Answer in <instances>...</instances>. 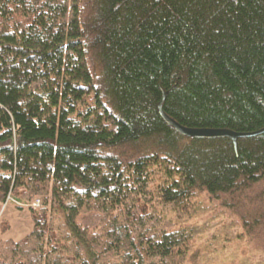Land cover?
Returning a JSON list of instances; mask_svg holds the SVG:
<instances>
[{
  "label": "trees",
  "instance_id": "trees-1",
  "mask_svg": "<svg viewBox=\"0 0 264 264\" xmlns=\"http://www.w3.org/2000/svg\"><path fill=\"white\" fill-rule=\"evenodd\" d=\"M164 92L264 129V0H0V264H264V132Z\"/></svg>",
  "mask_w": 264,
  "mask_h": 264
},
{
  "label": "rangeland",
  "instance_id": "rangeland-1",
  "mask_svg": "<svg viewBox=\"0 0 264 264\" xmlns=\"http://www.w3.org/2000/svg\"><path fill=\"white\" fill-rule=\"evenodd\" d=\"M32 203L27 207H32ZM5 223L10 225V229L5 234H0V237L6 239L19 240L33 229V221L28 210H20L12 203L0 202V227Z\"/></svg>",
  "mask_w": 264,
  "mask_h": 264
},
{
  "label": "water",
  "instance_id": "water-1",
  "mask_svg": "<svg viewBox=\"0 0 264 264\" xmlns=\"http://www.w3.org/2000/svg\"><path fill=\"white\" fill-rule=\"evenodd\" d=\"M166 93L164 92L161 98V101L159 102L158 108L159 113L163 117V119L173 126L178 132L183 134L184 136H190V137H220V136H226L232 139L235 146H237V139L240 137H248V136H254L257 134H260L264 132V129L256 131V132H250V133H240L235 132L229 129H195V128H188L185 126H182L177 121H175L173 118H171L163 108V103L165 100Z\"/></svg>",
  "mask_w": 264,
  "mask_h": 264
},
{
  "label": "built area",
  "instance_id": "built-area-1",
  "mask_svg": "<svg viewBox=\"0 0 264 264\" xmlns=\"http://www.w3.org/2000/svg\"><path fill=\"white\" fill-rule=\"evenodd\" d=\"M40 206H41V199L40 198H35L33 203H32V207L39 208Z\"/></svg>",
  "mask_w": 264,
  "mask_h": 264
}]
</instances>
